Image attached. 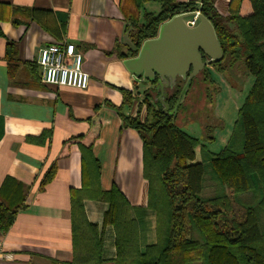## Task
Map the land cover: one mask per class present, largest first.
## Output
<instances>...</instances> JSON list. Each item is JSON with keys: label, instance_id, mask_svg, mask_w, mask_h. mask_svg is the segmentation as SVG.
<instances>
[{"label": "trees", "instance_id": "obj_1", "mask_svg": "<svg viewBox=\"0 0 264 264\" xmlns=\"http://www.w3.org/2000/svg\"><path fill=\"white\" fill-rule=\"evenodd\" d=\"M216 1L120 0L131 45L121 58L135 57L145 40L157 36L162 23L198 7L212 24L223 54L210 66L223 72L242 61L253 83L238 108L228 140L218 152L208 150L175 122L186 109L190 92L198 90L207 102L208 85H213L208 66L186 85L182 79L176 81L164 99L168 112L155 100L154 81L143 80L150 86L139 92L134 115L121 109L132 106L135 94L121 89L122 106L115 110L123 125L135 129L142 140L143 176L148 183L145 206L130 205L116 186L101 189V164L93 155L101 128L97 110L88 119L86 133L64 141L60 156L67 154L71 144L80 150L83 180L80 188L70 189L73 257L69 264L103 262V230L87 219V199L108 203L103 226L111 224L115 232V264H264V0H248L251 12L247 15L240 14L242 0H230L226 14L216 9ZM145 2L159 3V11L141 15ZM12 8L0 3V22L10 19ZM35 12L33 9L31 18H36ZM3 36L0 26V38ZM15 46L13 42L6 46L9 65ZM47 137L49 131L27 140L43 143ZM197 148L199 160H195ZM55 171V164L48 167L39 188L53 179ZM24 200L22 185L6 177L0 187V232L13 224L17 212L26 206ZM149 214L154 216L153 242L142 238Z\"/></svg>", "mask_w": 264, "mask_h": 264}, {"label": "crops", "instance_id": "obj_2", "mask_svg": "<svg viewBox=\"0 0 264 264\" xmlns=\"http://www.w3.org/2000/svg\"><path fill=\"white\" fill-rule=\"evenodd\" d=\"M229 1L217 0L216 9L226 14ZM0 3L16 9L12 8L10 19L0 22L4 34L0 38V187L6 177L15 179L24 189L26 205L17 212L10 228L0 232V264H69L73 257L70 189L80 188L83 180L78 146L71 144L67 154L60 156L62 144L86 133L88 119L97 110L101 128L93 155L101 164L100 187L107 191L116 186L130 205L145 206L148 183L143 176L142 140L135 129L123 125L115 108L122 106L121 89H128L136 99L129 109L121 110L134 115L139 92L150 84L130 72L120 57L131 46L120 0ZM153 3L158 5L150 7L152 2H145L141 15L143 11L157 13L160 5ZM33 9L36 18H31ZM250 12L249 1L242 0L240 14ZM8 42L16 45L10 65L6 57ZM59 42L73 43L82 54V67L89 75L87 88L42 83L39 50ZM208 69L215 70L210 65ZM171 89L166 88L167 93ZM47 131L50 137L43 143L27 140ZM196 150L195 160H199ZM52 164L56 168L53 179L39 188ZM84 208L87 219L103 230L102 264H115V232L111 224L103 226L108 203L87 199ZM145 223L142 238L153 242L154 216L147 215Z\"/></svg>", "mask_w": 264, "mask_h": 264}, {"label": "water", "instance_id": "obj_3", "mask_svg": "<svg viewBox=\"0 0 264 264\" xmlns=\"http://www.w3.org/2000/svg\"><path fill=\"white\" fill-rule=\"evenodd\" d=\"M194 12L180 13L159 26L157 36L145 40L135 57L123 60L132 73L147 81H154L158 92L155 100L168 112L166 88H173L178 78L185 85L203 67L223 57L214 28L201 13L195 26L186 24ZM173 111H169L172 114Z\"/></svg>", "mask_w": 264, "mask_h": 264}, {"label": "rangeland", "instance_id": "obj_4", "mask_svg": "<svg viewBox=\"0 0 264 264\" xmlns=\"http://www.w3.org/2000/svg\"><path fill=\"white\" fill-rule=\"evenodd\" d=\"M150 5L158 4L152 2ZM210 76L214 90L212 92V86L208 85L207 102L198 90L190 92L186 109L179 112L175 122L182 130L197 137L208 150L218 152L229 138L238 108L249 92L253 77L246 72L242 61L223 72L212 70ZM196 151L199 154L198 149Z\"/></svg>", "mask_w": 264, "mask_h": 264}, {"label": "built area", "instance_id": "obj_5", "mask_svg": "<svg viewBox=\"0 0 264 264\" xmlns=\"http://www.w3.org/2000/svg\"><path fill=\"white\" fill-rule=\"evenodd\" d=\"M194 14L186 18V24L195 26L198 22V7ZM37 63L41 69V81L55 87L85 89L89 75L82 67V54L76 51L73 43H50L40 48Z\"/></svg>", "mask_w": 264, "mask_h": 264}, {"label": "flooded vegetation", "instance_id": "obj_6", "mask_svg": "<svg viewBox=\"0 0 264 264\" xmlns=\"http://www.w3.org/2000/svg\"><path fill=\"white\" fill-rule=\"evenodd\" d=\"M180 78H178L177 80H179Z\"/></svg>", "mask_w": 264, "mask_h": 264}]
</instances>
